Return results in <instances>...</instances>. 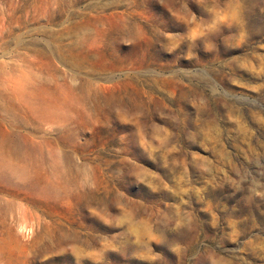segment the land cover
Masks as SVG:
<instances>
[{
    "label": "rangeland",
    "instance_id": "1",
    "mask_svg": "<svg viewBox=\"0 0 264 264\" xmlns=\"http://www.w3.org/2000/svg\"><path fill=\"white\" fill-rule=\"evenodd\" d=\"M0 264H264V0H0Z\"/></svg>",
    "mask_w": 264,
    "mask_h": 264
},
{
    "label": "bare ground",
    "instance_id": "2",
    "mask_svg": "<svg viewBox=\"0 0 264 264\" xmlns=\"http://www.w3.org/2000/svg\"><path fill=\"white\" fill-rule=\"evenodd\" d=\"M11 242H12V241H11V240H9V244H11ZM14 243H15V242H14Z\"/></svg>",
    "mask_w": 264,
    "mask_h": 264
}]
</instances>
